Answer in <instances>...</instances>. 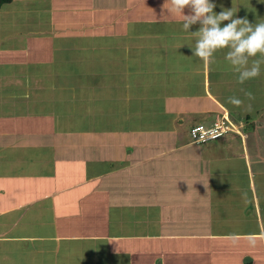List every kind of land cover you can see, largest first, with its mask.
Segmentation results:
<instances>
[{
  "label": "crops",
  "instance_id": "1",
  "mask_svg": "<svg viewBox=\"0 0 264 264\" xmlns=\"http://www.w3.org/2000/svg\"><path fill=\"white\" fill-rule=\"evenodd\" d=\"M83 1L78 28L65 0L0 7V62H19L0 76L18 86L0 93V264H264V65L244 84L227 49L205 65L167 0ZM211 2L264 21V0ZM221 115L238 132L192 141Z\"/></svg>",
  "mask_w": 264,
  "mask_h": 264
},
{
  "label": "clouds",
  "instance_id": "2",
  "mask_svg": "<svg viewBox=\"0 0 264 264\" xmlns=\"http://www.w3.org/2000/svg\"><path fill=\"white\" fill-rule=\"evenodd\" d=\"M167 3L170 14L183 17L185 31L193 24H200V28L192 33L195 38L192 52L205 65L211 67L216 63L215 53L227 49L225 60L237 74V83L244 84L260 75L261 65H264V21L252 24L246 18H233L232 10L215 13V4L211 0H167ZM185 8L190 9L187 15L184 14ZM224 21L228 23L221 26ZM254 57L259 58L251 59L250 63V58ZM240 91L247 100L254 99L251 92ZM227 102L243 107L245 111L252 110L251 103L245 105L244 100L237 96H229Z\"/></svg>",
  "mask_w": 264,
  "mask_h": 264
},
{
  "label": "rangeland",
  "instance_id": "3",
  "mask_svg": "<svg viewBox=\"0 0 264 264\" xmlns=\"http://www.w3.org/2000/svg\"><path fill=\"white\" fill-rule=\"evenodd\" d=\"M64 4L66 5V8H65L66 10L65 11H63V10L59 11L58 14L61 15V20L60 21H62L64 23V25H66V26H61L60 28H64V27L78 28V27H72V26H75V23L80 21L82 18L86 21V12L83 9V8H86V2L85 1H83V0H65ZM56 14H57V12H56ZM36 38H38V37H36ZM22 39H23V41L28 42V41H30L31 38L22 36ZM35 40L36 39L34 38L33 41L36 42ZM43 40L45 41L46 39H43ZM68 41L73 42L72 40L68 39L66 41V45L63 44L67 49L64 48V49H62V51H59V46H62V47H64V46L62 44H59V43L55 42V46L57 45V48H58V53L62 52V54L66 55V56H68L69 54H73L72 49H70L72 47L68 46ZM4 55H8V53L1 52V50H0V57H5ZM10 59H11V61L12 60H15V61L11 63V62H9L6 59V60L0 62V64H1L0 65V76L8 75L7 73H9L10 68L14 69L15 71L18 69L17 67H9L12 64H15V66H18L19 62L16 60V55H13ZM72 70L74 72L75 71L76 72H81L82 68L76 65V66H74V68ZM69 71H71V70H69ZM75 76L76 75L70 76V74H69L67 79L69 78L68 79L69 82H72V78L75 77ZM16 87H18V86H13L12 85L10 87L8 86V87L5 88V85H0V93H2V94H3V92L5 94L12 93V90L14 88H16ZM1 101H2V99L0 100V102ZM3 102L1 104V107L3 106ZM5 102H7V101H5Z\"/></svg>",
  "mask_w": 264,
  "mask_h": 264
},
{
  "label": "built area",
  "instance_id": "4",
  "mask_svg": "<svg viewBox=\"0 0 264 264\" xmlns=\"http://www.w3.org/2000/svg\"><path fill=\"white\" fill-rule=\"evenodd\" d=\"M228 132H238L237 126L229 120L228 116L221 115L210 126L193 125L189 130V135L194 142L207 143L222 137Z\"/></svg>",
  "mask_w": 264,
  "mask_h": 264
},
{
  "label": "trees",
  "instance_id": "5",
  "mask_svg": "<svg viewBox=\"0 0 264 264\" xmlns=\"http://www.w3.org/2000/svg\"><path fill=\"white\" fill-rule=\"evenodd\" d=\"M11 0H0V7L4 4V3H7V2H10Z\"/></svg>",
  "mask_w": 264,
  "mask_h": 264
}]
</instances>
